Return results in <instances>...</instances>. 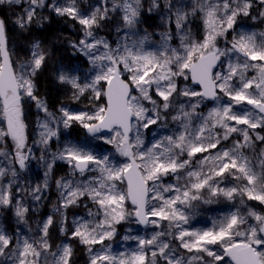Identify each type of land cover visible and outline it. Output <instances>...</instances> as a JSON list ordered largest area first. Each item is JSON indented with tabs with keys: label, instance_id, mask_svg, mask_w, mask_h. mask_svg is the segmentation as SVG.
<instances>
[{
	"label": "snow or ice",
	"instance_id": "snow-or-ice-1",
	"mask_svg": "<svg viewBox=\"0 0 264 264\" xmlns=\"http://www.w3.org/2000/svg\"><path fill=\"white\" fill-rule=\"evenodd\" d=\"M3 7L0 264H264V0Z\"/></svg>",
	"mask_w": 264,
	"mask_h": 264
},
{
	"label": "trees",
	"instance_id": "trees-1",
	"mask_svg": "<svg viewBox=\"0 0 264 264\" xmlns=\"http://www.w3.org/2000/svg\"><path fill=\"white\" fill-rule=\"evenodd\" d=\"M10 15L11 13L8 11L6 7L0 8V16H10ZM51 28H52V31H57V30L63 31L64 35L68 36L69 38H72L76 35V33L73 32L71 27L64 25L62 22L53 23ZM57 47L61 48L60 45H57ZM66 47L67 46L64 45L63 48H61V52L63 53L64 56L70 57V50L64 51ZM61 52H58L57 55L59 56ZM40 91L42 95H48L51 97H56L58 95L56 91V85L50 82L49 78H43L41 80ZM28 119H29V122H32L35 120V110L34 109L31 111ZM80 135L82 136V132L80 133ZM45 211H47V208L45 209ZM76 262L77 264H84V258L82 256V253H78L76 257Z\"/></svg>",
	"mask_w": 264,
	"mask_h": 264
},
{
	"label": "rangeland",
	"instance_id": "rangeland-1",
	"mask_svg": "<svg viewBox=\"0 0 264 264\" xmlns=\"http://www.w3.org/2000/svg\"><path fill=\"white\" fill-rule=\"evenodd\" d=\"M249 24H251V22H248ZM264 27V26H262ZM103 148H110V146H103ZM220 209L223 208L225 211H227V206L224 204H220V205H214V206H210L209 211L203 213L202 215L198 216L195 220H193V225L197 228H201V227H210L211 226V221L209 219V217L215 216L218 213L211 211V209Z\"/></svg>",
	"mask_w": 264,
	"mask_h": 264
}]
</instances>
